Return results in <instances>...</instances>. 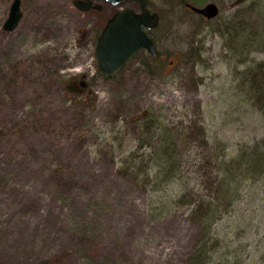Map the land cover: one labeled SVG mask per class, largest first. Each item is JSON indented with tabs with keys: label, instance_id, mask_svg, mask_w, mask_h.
I'll return each instance as SVG.
<instances>
[{
	"label": "rangeland",
	"instance_id": "rangeland-1",
	"mask_svg": "<svg viewBox=\"0 0 264 264\" xmlns=\"http://www.w3.org/2000/svg\"><path fill=\"white\" fill-rule=\"evenodd\" d=\"M13 1L0 0V264H193L199 196L220 209L202 264H264V0H150L158 54L112 78L95 47L69 45L89 30L72 0H21L6 33ZM167 132L184 154L174 176L152 159ZM134 153L149 182L125 165Z\"/></svg>",
	"mask_w": 264,
	"mask_h": 264
},
{
	"label": "water",
	"instance_id": "water-1",
	"mask_svg": "<svg viewBox=\"0 0 264 264\" xmlns=\"http://www.w3.org/2000/svg\"><path fill=\"white\" fill-rule=\"evenodd\" d=\"M119 4L125 0H112ZM139 2L141 13L128 7L117 12L107 23L96 47V60L98 70L106 76L117 74L136 53L144 48L152 55L156 54L154 40L144 29H154L159 25L160 17L157 13L151 14L147 8L148 0H130ZM81 0L75 1V5L81 8ZM187 7L203 17L211 20L219 15V7L215 3H208L203 7L187 4ZM84 10V9H83ZM21 0H14L3 29L11 33L18 27L21 18Z\"/></svg>",
	"mask_w": 264,
	"mask_h": 264
},
{
	"label": "trees",
	"instance_id": "trees-1",
	"mask_svg": "<svg viewBox=\"0 0 264 264\" xmlns=\"http://www.w3.org/2000/svg\"><path fill=\"white\" fill-rule=\"evenodd\" d=\"M253 84L257 89L264 87V72L260 73L259 79L254 81ZM145 120H140V125H144ZM148 122L145 124L147 125ZM149 126V125H148ZM145 127V126H144ZM148 129V127H147ZM148 131V130H147ZM150 136V133H146L145 136ZM175 136L173 137L169 132L165 133L163 136H161L160 139V147L156 149L154 152V156L152 159L154 161H157L159 163V175L161 173H166L167 176H174V174H177V172H180L181 170V164H182V158L183 155H176L174 153V147L172 144L176 147V142L174 141ZM195 140V139H194ZM193 139L191 141H194ZM186 145V144H185ZM176 151V150H175ZM144 155H141L140 158H138L135 153L131 154L129 158L125 160V165H127V168H131L134 171V174L136 176H145L146 180L145 182H149L150 175H148V165H147V159L143 157ZM151 160V159H149ZM148 176V177H147ZM142 180V179H141ZM220 198H222V195H220ZM223 200V199H220ZM190 206L192 207L191 210V217L192 219L200 224L201 226V246L199 247V255L196 257V260L193 262V264H202V260H204V257L206 258V245L207 242L205 238L210 235L212 231V227L214 225L215 220L217 219L218 212L220 211L219 205L214 203L213 199H209L207 196H199L196 199H191L190 202H188ZM41 264H55L50 261H46Z\"/></svg>",
	"mask_w": 264,
	"mask_h": 264
},
{
	"label": "flooded vegetation",
	"instance_id": "flooded-vegetation-1",
	"mask_svg": "<svg viewBox=\"0 0 264 264\" xmlns=\"http://www.w3.org/2000/svg\"><path fill=\"white\" fill-rule=\"evenodd\" d=\"M75 1H77V0H72L71 4L76 9V11L81 15V17L82 18L84 17V24L86 25V23H87V26H88L89 30L86 31L82 35L80 40H78L77 37L71 38L72 40L69 41V45H71V44L74 45L80 51H84V50H87V49H93L95 47L94 48L95 58H96V47H97V43H98L99 37L101 36V34H102L104 28L106 27L107 23L109 22V20L117 12H119V11L125 9V8H128V7L134 9L135 12H137V13H141L142 12L140 3L139 2L130 1V0H125V1H123L121 3H119V4L114 3L112 0H81L82 3H81L80 7L83 8L84 10L83 9H79L75 5ZM187 4H189V3H186V7H187ZM147 8H148V10L150 11L151 14L157 13L159 15L160 21H161L160 13L157 12V11L152 10L151 5H150V0H148ZM199 16L201 17V19L206 20V18H204L202 15H199ZM159 25H160V22H159ZM155 29H157V27L154 28V29H151V30H148V29L145 28L144 31L155 42L156 55L153 56V57L156 58L158 53H157V38L153 34ZM3 31L6 32L4 29H3ZM6 33H8V32H6ZM72 49H73V47L71 48V50ZM141 53H144V54L146 53L147 54L148 50L144 49V48L140 49L137 52V54L131 59V61L133 59H135ZM170 63L172 64L173 62H170ZM122 70H120L116 75H118ZM116 75H114V76H104L103 75V77L112 78V77H115ZM88 86L89 85L86 82V80H78L75 83H73L72 88L78 89L80 91H84V90H86L88 88Z\"/></svg>",
	"mask_w": 264,
	"mask_h": 264
}]
</instances>
